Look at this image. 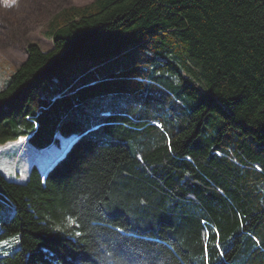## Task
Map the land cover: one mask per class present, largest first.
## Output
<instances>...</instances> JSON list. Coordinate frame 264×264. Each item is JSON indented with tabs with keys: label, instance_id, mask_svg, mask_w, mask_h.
<instances>
[{
	"label": "trees",
	"instance_id": "trees-1",
	"mask_svg": "<svg viewBox=\"0 0 264 264\" xmlns=\"http://www.w3.org/2000/svg\"><path fill=\"white\" fill-rule=\"evenodd\" d=\"M45 35L0 83V144L74 137L0 169V264H264V0H94Z\"/></svg>",
	"mask_w": 264,
	"mask_h": 264
},
{
	"label": "rangeland",
	"instance_id": "rangeland-1",
	"mask_svg": "<svg viewBox=\"0 0 264 264\" xmlns=\"http://www.w3.org/2000/svg\"><path fill=\"white\" fill-rule=\"evenodd\" d=\"M93 0H0V83L6 73L20 66L27 58L25 45L36 42L44 50L51 46L45 35L53 14L66 6L82 7ZM60 134H58L59 136ZM74 135L62 137L58 143L45 149H37L29 137L0 144V169L10 180L25 183L34 166L46 174L65 153ZM69 141V142H67ZM10 210H0L2 220L12 217ZM20 248L19 236L0 241V257Z\"/></svg>",
	"mask_w": 264,
	"mask_h": 264
},
{
	"label": "crops",
	"instance_id": "crops-1",
	"mask_svg": "<svg viewBox=\"0 0 264 264\" xmlns=\"http://www.w3.org/2000/svg\"><path fill=\"white\" fill-rule=\"evenodd\" d=\"M94 1V0H93ZM51 41V46L50 47H48L47 46V49L45 50V51H49V50H51V49H53L54 48V43H53V41H52V39L50 40ZM44 50V49H43ZM27 59V58H26Z\"/></svg>",
	"mask_w": 264,
	"mask_h": 264
}]
</instances>
